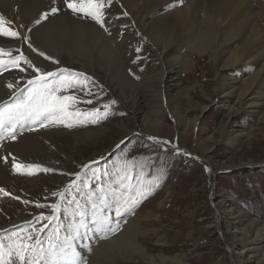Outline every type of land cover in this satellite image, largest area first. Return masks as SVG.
<instances>
[{
	"label": "rangeland",
	"instance_id": "1",
	"mask_svg": "<svg viewBox=\"0 0 264 264\" xmlns=\"http://www.w3.org/2000/svg\"><path fill=\"white\" fill-rule=\"evenodd\" d=\"M85 18L91 20L90 17ZM5 19L11 22L5 27L18 31L23 44L29 47L28 44L32 43L27 35L28 27L22 22L23 16L17 20L18 27L7 17ZM257 22L264 27V19ZM227 24L224 21L218 29H213L216 38L214 54L205 51L202 54L189 53V57H175L173 66L180 68L177 77L180 92L184 94L187 91V97L184 94L176 111L163 98L158 101L150 97L155 104L145 103L143 113L147 121L158 118L159 123L153 126L140 120L133 122L129 103L113 89L106 88L103 72H95L97 80L78 62L65 57L57 60L44 53L40 55L42 52L35 45L29 49H35L31 53L40 61L35 67H30L25 62L26 56L10 47L18 39L0 35V48L6 50L0 55V60L7 62L21 57L17 61L18 66L10 63L6 67L0 65V74L15 70L18 76L16 90L0 101V107L14 103L22 93L26 94L32 87L28 82L37 76L47 72L59 75L61 70H68L64 75L82 74L73 76L74 80L80 81L79 85L57 93L76 98L75 102H69L67 108L74 115L64 123L53 121L42 126L26 119L17 122L14 129H0V189L4 190L0 192V238H4V243L7 244V237L14 233L22 236L32 234L35 240V230L38 229H43L39 239L45 240L59 225L61 236L75 237L71 242L79 253L80 264H85L82 252L94 249L96 239L101 240L111 230L120 233L130 221L143 220L150 215L153 225L148 228L140 222L139 232L156 229L164 234L173 247L169 256L182 253L190 256L196 264H238L243 254L237 246L232 247L231 230L223 225L219 231L211 227L214 217L212 205L216 197L224 195V209H229V204L239 208L249 219H264L263 82L259 84V91L250 89L245 93L242 106L236 104L235 107L245 113L237 125L228 122V110L222 103L239 95V86L249 83L247 79L257 70L264 72V28L259 37H249L253 39L250 47L259 40V49L245 61L248 64L259 63V67L249 76L248 70H244V74L239 71L228 73V79L240 80L237 83L229 81V85L234 86L223 90L228 83L220 81L218 73L227 69L222 68V63L229 65L234 57L226 55L219 59V48L243 37L240 32L236 38L226 37L223 32ZM134 40L136 44L128 46L127 70L130 77L139 82V74L153 71L155 56L145 39L135 36ZM223 40L228 41L220 46ZM245 40H240L233 48H240ZM8 50H11L10 55ZM93 119L97 122L93 123ZM33 130H42L38 155L28 158H18L11 153L3 155L8 143L23 141V134ZM87 132L89 134L85 135ZM229 139L234 140L232 144ZM125 162L134 164L128 188L121 184V169ZM13 164L24 167L17 171ZM105 171L109 175H101ZM73 181L80 185L79 189L70 188ZM59 192H64V196L55 195ZM101 195L105 196L107 205L99 210L93 209V202L100 205ZM124 200L129 202L124 204ZM77 203L85 212L82 224L77 214ZM53 204L59 205L56 219H38L52 216ZM103 216L108 217L107 222H102ZM223 235L226 243L222 240ZM154 239L152 235L148 248L154 245Z\"/></svg>",
	"mask_w": 264,
	"mask_h": 264
},
{
	"label": "bare ground",
	"instance_id": "2",
	"mask_svg": "<svg viewBox=\"0 0 264 264\" xmlns=\"http://www.w3.org/2000/svg\"><path fill=\"white\" fill-rule=\"evenodd\" d=\"M103 10L108 31L94 20L74 14L67 8L64 0H0V15L10 19L16 26L19 17L23 16L22 22L28 27L27 35L31 38V46L35 45L38 51L57 60L65 57L72 62H78L96 79L98 74L95 72L98 71L100 74L103 72L107 80L106 88L113 89L129 103L133 122L140 120L141 123H148L150 126L159 123L156 117L147 121L143 113L145 103L155 104L150 97L158 101H162L163 98V101L176 111V106L180 104L187 91L184 94L180 92L177 81L180 68L173 66L175 57L177 55L189 57V53L202 54L205 51H212L214 54L216 38L213 29H218L224 21L228 22L223 32L226 37L236 38L239 32L243 37L229 41L224 48L217 46L221 55L219 59L226 55L234 57L229 65L226 62L222 63V68L227 69H222V72L218 73L220 81L238 82L240 79H228V73L231 75L233 71L243 73L244 70H248L249 76L259 67V63L248 64L245 61L259 49V40L254 47H250L253 39L249 37L252 35L259 37V33L263 31L264 27L257 21L264 19V0H221L219 3L216 0H105ZM44 14H47L46 17ZM135 36L145 39L153 48L155 56L153 71L139 74V82H135L127 70L128 46L131 43L136 44ZM245 38L247 40L243 45L234 49L240 40ZM22 39L21 35V38L10 47L23 53L35 67L40 61L31 53L35 49L30 50L32 47L24 45ZM224 41L228 40H223L220 46L224 45ZM17 78L15 70L0 74V101L16 90ZM247 80L250 86L247 84L239 86L241 90L240 92L237 90L239 95L222 103L228 110L226 116L231 125L238 123L245 114L235 106L243 105L242 97L247 94L246 92L250 89L252 92L259 91L260 82H263L264 91V72L257 70ZM9 84L12 87H9ZM230 86L234 84H225L223 90ZM185 96L187 97L186 94ZM41 133L42 130L27 131L23 134V141L5 144L4 147L6 145L7 147L3 149V155L11 153L18 158L38 155ZM87 134L89 132L85 135ZM229 141L232 144L234 140ZM225 199L224 195L216 197L215 204L212 205L214 217L211 227L219 231L223 225L227 230H231L230 236L234 239L232 247L237 246L243 254L238 264H264V219H249L239 208L230 207L229 204L227 205L229 209H224L222 203ZM231 202L234 203V200ZM160 208L162 209V206ZM153 221L148 215L143 217V220L139 218L130 221L120 233L111 230L101 240L96 239L94 249H85L82 252L85 264H196L192 262L190 256L182 253H172L169 256L170 248L173 247L166 236L160 234L158 230L139 232L140 222L151 228ZM152 235L155 236L154 245L148 248L147 244L152 241ZM222 240L226 243L224 235Z\"/></svg>",
	"mask_w": 264,
	"mask_h": 264
},
{
	"label": "snow or ice",
	"instance_id": "3",
	"mask_svg": "<svg viewBox=\"0 0 264 264\" xmlns=\"http://www.w3.org/2000/svg\"><path fill=\"white\" fill-rule=\"evenodd\" d=\"M67 8L71 9L74 14H80L85 17H90L94 20L101 28L108 31L105 27V19L103 8L105 6V0H64ZM56 11V9H52ZM45 17L47 14H44ZM43 18V17H42ZM11 22L6 21L5 17L0 15V35L4 37L21 38V34L13 30L10 27H5V24H10ZM39 23V21H37ZM25 39H27L25 37ZM31 47V44H29ZM5 49L0 48V55L5 54ZM7 54H11V50L7 51ZM40 55H44L40 53ZM21 57H15L7 62L0 60V65L7 66L8 63L13 66H18L17 61ZM25 62L32 67V62L26 57ZM50 59V58H49ZM39 72V69H36ZM68 70H61V73L57 75L54 72H47L41 76H37L34 80H30L28 83L32 87L27 89L26 94H23L17 98V100L12 104H6L0 107V129L8 127L9 129H14V125L21 120H31L33 123L39 122L42 126L46 122H59L64 123L66 119L72 117L74 113L67 111L69 102H75L76 98L73 96H62L57 95L58 92L65 90L70 87H74L80 84V81L74 80L73 76L82 74H71L64 75V72ZM87 80V77H84ZM9 87H12L9 84ZM90 103V101H89ZM107 107V105L105 106ZM107 113H105V116ZM93 123L97 122L95 119L92 120ZM71 127V124H68ZM12 135V132H9ZM15 139V136L12 135ZM13 167L20 171L21 165L13 164ZM27 167H39V166H27ZM134 164L124 163L121 169L123 175L121 179V184L125 188L130 187V182L132 180V169ZM43 171H49V169H43ZM28 174H32L29 172ZM101 175L107 176L109 173L105 171ZM79 178V174H77ZM99 179V177H97ZM87 185H85L86 187ZM80 185L73 181L70 188L79 189ZM0 189V192H3ZM102 191V189H101ZM61 197L64 196V192L56 193ZM75 199V198H74ZM70 201L69 203H72ZM129 201L124 200V204ZM107 201L105 196H100V205L95 202L92 203L93 209L99 210L101 206H106ZM37 207H43V205H37ZM53 210L52 216H41L38 217L40 220H54L56 219V211L59 208L58 204L51 205ZM78 215L81 217V224L83 223V217L85 212L81 206L77 203ZM117 214H119V207L117 208ZM102 222H107L108 217H101ZM46 227V226H45ZM43 229L35 230L36 239L33 240L32 234H27L22 236L19 233H14L7 237L8 243H4V238H0V264H80L79 253L76 247L72 244V240L75 237L61 236L59 225L49 233L45 240L39 239L40 233ZM78 234V228L75 230ZM46 245V246H45Z\"/></svg>",
	"mask_w": 264,
	"mask_h": 264
}]
</instances>
